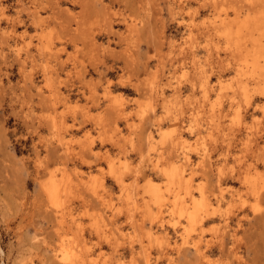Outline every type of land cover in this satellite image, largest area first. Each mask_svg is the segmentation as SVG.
Returning a JSON list of instances; mask_svg holds the SVG:
<instances>
[{
  "label": "rangeland",
  "instance_id": "374dc122",
  "mask_svg": "<svg viewBox=\"0 0 264 264\" xmlns=\"http://www.w3.org/2000/svg\"><path fill=\"white\" fill-rule=\"evenodd\" d=\"M0 9V264H198L185 209L201 187L205 264H264V35L245 27L264 0ZM180 152L187 183L163 175Z\"/></svg>",
  "mask_w": 264,
  "mask_h": 264
},
{
  "label": "bare ground",
  "instance_id": "6f19581e",
  "mask_svg": "<svg viewBox=\"0 0 264 264\" xmlns=\"http://www.w3.org/2000/svg\"><path fill=\"white\" fill-rule=\"evenodd\" d=\"M210 1V0H209ZM221 1V0H220ZM223 1H225V0H223ZM229 1V0H228ZM236 1V0H235ZM173 2V1H172ZM239 2H240V0H239ZM178 3V2H177ZM216 3H217V1H216ZM181 4V3H180ZM182 5V4H181ZM178 6V5H177ZM198 6V5H197ZM243 6V5H242ZM253 7V6H252ZM255 8V7H254ZM171 11V10H170ZM172 11H174V10H172ZM171 11V12H172ZM181 11H184L183 9L181 10ZM245 12V11H244ZM262 12V11H261ZM174 14H175V12H173ZM179 13H181L180 11H179ZM204 13V12H203ZM177 14V13H176ZM254 14H255V12H254ZM3 15H5V12H4V9H0V16H3ZM246 16H248L247 14H246ZM259 16L260 15H255V16H251L250 15V17L248 16V19L246 20V25H245V27H246V30L248 31V32H250V33H257V35H264V24H263V26L261 25V26H259L260 24H261V22L258 24V19L257 18H259ZM263 16V15H262ZM192 18V17H191ZM262 18H260V20H261ZM196 20V19H195ZM259 20V21H260ZM264 19H262V21H263ZM194 22V21H193ZM263 23V22H262ZM197 25V24H196ZM232 25V24H231ZM212 27V26H211ZM211 27H209V28H211ZM233 27V26H232ZM190 28V27H189ZM194 28V27H193ZM196 28V27H195ZM207 28V27H206ZM215 28V27H214ZM222 28V27H221ZM205 29V28H204ZM193 30H195V29H193ZM197 31V30H196ZM198 31H200V29L198 30ZM190 32V31H189ZM203 32V31H202ZM210 34V33H209ZM225 34L227 35L228 33H227V31H225ZM251 34V35H252ZM254 35V34H253ZM191 37V36H190ZM209 37V36H208ZM192 38V37H191ZM193 40V39H192ZM250 41V40H249ZM262 41V40H261ZM178 42V41H177ZM179 45V44H178ZM196 45V44H195ZM203 47V46H202ZM259 47V46H258ZM260 48V47H259ZM179 49V48H178ZM262 49V48H261ZM257 50H260V49H257ZM180 51V50H179ZM208 51V50H207ZM255 52H257L256 51V49H255ZM260 52H262V50L260 51ZM259 52V53H260ZM184 53V52H183ZM192 54V53H191ZM199 55V54H198ZM191 56V55H190ZM203 56V55H202ZM185 57V56H184ZM204 58V57H203ZM186 59V58H185ZM210 59V58H209ZM264 59V58H263ZM189 60V59H188ZM192 60V59H191ZM201 61V60H200ZM264 61V60H263ZM205 62V61H204ZM261 62V61H260ZM200 63V62H199ZM202 63V62H201ZM206 63V62H205ZM208 64V63H207ZM211 64V63H210ZM205 66H206V64H205ZM196 67H197V65H196ZM198 67H200L199 65H198ZM190 68V67H189ZM191 69V68H190ZM200 70H202V69H200ZM252 70H253V75H255V80H256V82L259 84V86L261 85L262 87H264V64H260V65H253L252 66ZM204 71H206V69L204 70ZM198 72V71H197ZM202 72V71H201ZM191 74V73H190ZM195 74V73H194ZM199 74H201V73H199ZM199 74H197V75H199ZM204 75V74H203ZM251 75V74H250ZM191 76V75H190ZM206 76H208V75H206ZM197 77V76H196ZM198 78V77H197ZM202 78H203V76H202ZM243 79V78H242ZM197 80V79H196ZM199 80H200V78H199ZM198 80V82H200ZM202 80V79H201ZM220 81V80H219ZM243 81V80H242ZM196 82V81H195ZM204 82V81H203ZM244 82V81H243ZM189 83V82H188ZM243 84V83H242ZM208 85V84H207ZM241 85V84H240ZM232 86V85H231ZM199 87V86H198ZM205 87H206V85H205ZM241 88H242V86H241ZM200 89H201V87H200ZM205 89V88H204ZM178 90V89H177ZM206 90V89H205ZM238 90V89H237ZM239 90H241L240 88H239ZM239 90L238 91H236V92H238L239 93ZM245 89H244V87H243V91H244ZM247 90V89H246ZM201 91V90H200ZM248 91V90H247ZM247 91H245V93L247 92ZM241 93H243L242 92V90L240 91ZM172 93V92H171ZM170 93V94H171ZM176 93V92H175ZM238 93H236V94H238ZM244 93V94H245ZM160 94V93H159ZM244 94H242V96H243V98L244 99H246V97L248 98V96H247V94H245V96H244ZM224 95V94H223ZM263 95H264V90H263ZM174 96V95H173ZM233 96V95H232ZM221 97V96H220ZM183 98V97H182ZM226 98V97H225ZM249 98H250V96H249ZM181 99V98H180ZM234 99H236V98H234ZM234 99H232V101H234ZM240 99H241V96H240ZM166 100V99H165ZM184 100V99H183ZM243 100V99H242ZM176 101H178L177 99L175 100V102ZM232 101H230V102H232ZM248 101V100H247ZM246 101V102H247ZM187 102H188V100H187ZM186 102V103H187ZM194 102H196L195 100H194ZM201 102V101H200ZM211 102V101H210ZM264 102V101H263ZM185 103V102H184ZM212 103V102H211ZM219 103V102H218ZM217 103V105H219ZM225 103V102H224ZM234 103V102H233ZM235 103H236V101H235ZM235 103H234V105H235ZM237 103H239V101L237 102ZM242 104H243V102H241ZM245 103V102H244ZM173 104V103H172ZM175 104V103H174ZM199 104H201V103H199ZM203 104V103H202ZM201 104V105H202ZM204 105V104H203ZM215 105V104H214ZM241 105V104H240ZM240 105H239V107H240ZM247 105H248V102H247ZM256 105H257V103H256ZM259 105H261V104H259ZM262 105H264V104H262ZM170 106L172 107V105L170 104ZM184 106V105H183ZM216 106V105H215ZM230 106H232V104H230ZM229 106V107H230ZM238 106V105H237ZM255 106V105H254ZM177 107V106H176ZM233 107H235V106H233ZM239 107H238V109H239ZM255 107H257V106H255ZM184 108V107H183ZM194 108H195V106H194ZM205 108V107H204ZM220 108H222V107H220ZM227 108V107H226ZM240 108H242V107H240ZM244 108V107H243ZM169 109H171L170 107H169ZM177 109V108H176ZM228 109V108H227ZM232 109V108H231ZM233 109H236V110H238L237 109V107L236 108H233ZM253 109H254V107H253ZM259 109H260V111H262V112H264V106H259L258 107V111H259ZM182 110V109H181ZM230 110V109H229ZM240 110V109H239ZM245 110V109H244ZM256 110V111H257ZM170 111V110H169ZM218 111V109L216 110V112ZM254 111V110H253ZM195 112V111H194ZM220 112V110L218 111V113ZM234 112V111H233ZM240 112V111H239ZM121 113V112H120ZM178 113H179V111H178ZM237 113H238V111H237ZM252 113V112H251ZM187 114V113H186ZM205 114V113H204ZM216 114V113H215ZM224 114V113H223ZM240 114V113H239ZM175 116L177 115V114H174ZM180 115V114H179ZM236 115V114H235ZM242 115H244V114H242ZM237 116H238V114H237ZM241 116V115H240ZM162 117V116H161ZM211 117V116H210ZM218 117V116H217ZM157 118V117H156ZM160 118V117H159ZM173 118H174V116H173ZM193 118V117H192ZM243 118H244V116H243ZM175 121V120H174ZM156 122V121H155ZM217 125V124H216ZM175 127V126H174ZM218 128V127H217ZM239 128V127H238ZM174 129V128H173ZM175 129H177V128H175ZM181 129V128H180ZM179 129V130H180ZM184 129V128H183ZM171 132L172 131H169V129H165L164 131H163V133H162V137H165V136H167V135H170L171 134ZM175 132H177V131H175ZM197 132V131H196ZM148 133V132H147ZM178 134L177 135H179V132H177ZM193 133H195V132H193ZM199 133V132H198ZM197 133V134H198ZM181 134V133H180ZM187 134H189V133H187ZM177 135H176V137L174 138V140H176L175 142L178 144H182V141L181 140H183V139H181V137H177ZM152 136V135H151ZM173 138V137H172ZM193 138V137H192ZM167 139V138H166ZM185 140V139H184ZM190 141V140H189ZM171 143L170 142V144H176V143ZM229 142V141H228ZM169 143V142H168ZM167 143V144H168ZM214 143V142H213ZM170 144H168V145H170ZM176 144V145H177ZM228 144H230V143H228ZM167 145V146H168ZM225 145H227V143L225 144ZM172 146V145H171ZM210 146H212V145H210ZM179 147H180V145H179ZM179 147H177V149H179ZM166 148H169V147H166ZM172 149L174 148V149H176V146L174 145L173 147H171ZM211 148V147H210ZM165 149V148H164ZM171 149V150H172ZM102 151V150H101ZM209 151V150H208ZM105 152H106V150H105ZM210 152V151H209ZM172 154L174 153V151L173 152H171ZM181 153V152H180ZM174 155V154H173ZM173 155H172V157H173ZM178 153H175V158L176 157H178ZM207 155V154H206ZM169 157V156H168ZM173 157V158H174ZM164 158H165V156H164ZM204 159H205V154H204ZM166 160V159H165ZM180 160H181V165H179V166H177V165H175L174 166V164L172 165V167L167 171V170H163V175H165V177L168 179V181H170V182H172V181H174V179H177L179 182H184V183H187L188 181H189V179H190V175L191 174H189L188 176H187V173L186 172H184V170H183V168L184 167H186V166H188V164H190L191 163V161H190V157H189V155L186 153V152H182L181 153V157H180ZM198 160V159H197ZM203 160V159H202ZM163 161V160H162ZM166 161H168V160H166ZM196 161V160H195ZM207 161V160H206ZM202 162V161H201ZM201 162H196V164L198 165V164H200ZM165 163V162H164ZM206 164H207V162H205ZM204 163V164H205ZM201 165V164H200ZM209 165V164H208ZM207 165V166H208ZM204 166V165H203ZM209 167V166H208ZM178 168H180V170L178 171L177 169ZM204 168V167H203ZM232 171H233V169H231ZM157 171V170H156ZM232 171H231V173L230 174H232ZM157 173H159L158 171H157ZM155 174H156V172H155ZM219 174H220V172H218V174H217V181L219 180ZM230 174H228V176H230ZM222 175V174H221ZM227 176V175H226ZM188 177H189V179H188ZM225 177V176H224ZM244 177V176H243ZM86 178V177H85ZM221 178V177H220ZM242 178V177H241ZM243 179V178H242ZM242 179H241V181H242ZM246 179V178H245ZM222 180V179H221ZM245 181V180H244ZM256 181V180H255ZM245 184V183H244ZM243 184V185H244ZM63 187H65V186H63ZM222 189V188H221ZM62 190L64 191L65 189H63L62 188ZM189 192H190V190H188ZM188 191H186V193L188 192ZM62 192V191H61ZM189 192H188V196H189V198H191V206H190V208L189 209H185V213H186V219H187V222L189 223V225L190 226H198V228L197 229H194V231H197V230H199L198 231V233L197 234H195L196 235V237L192 240V242L190 243V246H191V248H192V251H193V253L195 254V256H196V259H197V262H198V264H205L206 262H208L209 260H208V258H206L208 255L206 254V251H205V248L206 247H208L207 246V244L208 243H211V242H209L210 240H208L209 239V237H207V240L203 237V231L200 229L201 227H202V225L208 220V218L210 217V213H213V211H211L210 212V210H211V203L212 202H210V200L208 199L209 197L206 195V193L204 192V190L202 189V187H201V189H200V192H199V194H198V196H195V195H193L192 193L191 194H189ZM219 194V196H222L223 195V193H218ZM217 194V195H218ZM213 196H215V195H213ZM169 197H171V196H169ZM186 199V198H185ZM155 202L157 201V199H155L154 200ZM212 201V200H211ZM177 205V204H176ZM183 205V204H182ZM161 207V206H160ZM159 207V208H160ZM176 211H180V208H170L169 209V212H170V214H174ZM212 216V215H211ZM205 236V235H204ZM75 239V238H74ZM213 239V238H212ZM72 240V239H71ZM79 241V240H78ZM212 241V240H211ZM71 243H73V242H71ZM75 243V242H74ZM70 244V243H69ZM77 244V243H76ZM71 245V244H70ZM170 245H175V249L178 251L179 250V246L178 247H176L177 246V242L176 241H174L173 242V244L171 243ZM73 246V245H72ZM71 246V247H72ZM76 246V245H75ZM76 248V247H75ZM73 249V250H76V249ZM174 249V250H175ZM78 250V249H77ZM175 252V251H174ZM74 253H75V251H74ZM77 254H79V253H76V255ZM83 254V253H82ZM80 255V254H79ZM78 260V259H77ZM79 261H80V259H79ZM81 261H83L82 259H81ZM81 263V262H80ZM79 264V263H78Z\"/></svg>",
  "mask_w": 264,
  "mask_h": 264
}]
</instances>
